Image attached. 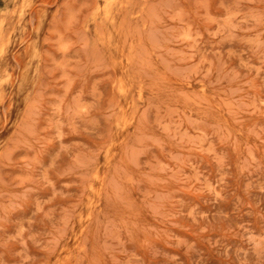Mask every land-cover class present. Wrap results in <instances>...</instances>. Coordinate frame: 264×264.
<instances>
[{
  "label": "rangeland",
  "instance_id": "374dc122",
  "mask_svg": "<svg viewBox=\"0 0 264 264\" xmlns=\"http://www.w3.org/2000/svg\"><path fill=\"white\" fill-rule=\"evenodd\" d=\"M0 264H264V0H0Z\"/></svg>",
  "mask_w": 264,
  "mask_h": 264
},
{
  "label": "bare ground",
  "instance_id": "6f19581e",
  "mask_svg": "<svg viewBox=\"0 0 264 264\" xmlns=\"http://www.w3.org/2000/svg\"><path fill=\"white\" fill-rule=\"evenodd\" d=\"M29 75V74H28ZM30 76V75H29ZM25 78V77H24ZM22 83H24L23 81H22ZM29 83V82H28ZM23 87V86H22Z\"/></svg>",
  "mask_w": 264,
  "mask_h": 264
}]
</instances>
